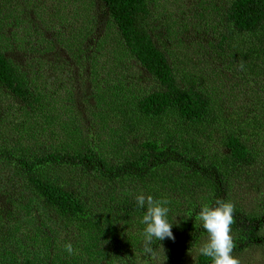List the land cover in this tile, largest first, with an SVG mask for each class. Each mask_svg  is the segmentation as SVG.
<instances>
[{"label":"trees","instance_id":"obj_1","mask_svg":"<svg viewBox=\"0 0 264 264\" xmlns=\"http://www.w3.org/2000/svg\"><path fill=\"white\" fill-rule=\"evenodd\" d=\"M89 2L85 7L92 3L98 7L93 18L104 12L119 35L122 47L119 59H114L116 68L132 64L149 80V87L141 88L137 83L123 85L119 79L110 83L107 104L121 129L120 135L114 133L117 148L113 159L116 161L110 163L104 152L93 150L88 144L84 149L74 150L70 146L73 140L57 150L34 153L13 147L11 143L16 137H10L7 130L8 137L1 133L6 119L23 114L24 110H38L41 98L33 80L3 49L2 44L7 43L3 26L10 19L8 7L13 3L12 0H0V20L5 18L0 26V109L3 111L0 115V163L5 167L13 165L46 209L65 222L81 224L88 233L95 235L90 239L94 248H104L110 255L123 258V264L124 261L129 264V260L131 264H143L144 261L137 260L135 255L139 252V234L143 228L135 198L115 195L107 188L96 194L98 201L87 199L81 195L77 176L105 180L106 184H121L127 178L145 182L160 166H168L173 172L178 170L175 181L185 191L189 209L179 224L174 225L175 239H169L168 251L158 249V252L164 256V264H183L189 250L207 234L196 219L200 206L215 204L218 200L232 201V179L237 172L244 171L247 177L248 171L258 172L253 167L257 160L256 149L250 143L253 131H248L260 127L254 123L253 127L245 129L219 119L220 114L214 109V101L205 88L192 75L183 73L179 78V71L167 53L149 34L155 0ZM221 9L228 35L222 37L219 51L226 52L225 46L232 39L229 37L235 36L246 47L244 57H252L264 65V0H230ZM73 44L79 54L86 51L77 37ZM100 44L96 42L97 46ZM209 125L221 134L217 162H211L206 151H201L202 135ZM135 131L141 137L132 136ZM121 144L126 148L119 147ZM0 169H3L1 165ZM52 176L59 179H52ZM15 195L21 197V191ZM15 200L7 187L0 186V264H25L24 254L29 247L43 251L40 264H67L65 245H56L45 232L41 234L42 230H48L44 223L36 220L16 225L4 223L11 220L5 219L6 216L17 217L21 212ZM104 200L106 204H101ZM22 209L23 215L30 214L28 205ZM31 223L37 226L25 230ZM231 227L235 257L241 256L246 249L264 248V203L258 210L249 212L235 205ZM35 230L40 234L31 236ZM126 230L124 235H119L118 232ZM14 236L19 237V243ZM3 238L7 241L1 243ZM195 264H208V261L198 254Z\"/></svg>","mask_w":264,"mask_h":264},{"label":"rangeland","instance_id":"obj_2","mask_svg":"<svg viewBox=\"0 0 264 264\" xmlns=\"http://www.w3.org/2000/svg\"><path fill=\"white\" fill-rule=\"evenodd\" d=\"M89 1L12 0V6L8 7L10 19L3 26L7 39V43L2 44L3 49L33 80L41 98L38 110H24L23 114L2 123L1 133L16 137L11 143L13 147L35 153L60 149L64 143L73 140L70 146L74 150L84 149L88 144L93 150L104 152L110 163L116 161L113 159L117 148L114 133L120 135L121 129L107 104L110 83L119 79L123 85L137 83L141 88L149 87V80L132 64L116 68L114 59H119L122 47L119 35L104 12L93 18L98 7L94 3L85 7ZM229 1L155 0L153 21L148 30L155 44L167 53L179 71V78L183 73L192 75L209 93L214 109L220 114L219 119L245 129L253 127L254 123L260 127L248 131H253L250 143L256 149L257 160L253 167L258 172L248 171L247 177L244 171H238L232 179V202L249 212L258 210L264 203V65L252 57L246 59V47L235 36L229 37L232 39L225 46L226 52L219 51L218 45L227 34L221 7ZM4 20H0V26ZM75 37L85 47L83 54H79L73 44ZM96 42L101 44L97 46ZM2 113L0 109V115ZM216 131L209 125L202 135L201 151H206L211 162L220 158L217 153L221 149V134ZM135 132L132 136L141 137L138 131ZM119 147L126 148L122 144ZM0 165L3 167L0 169V186L11 191L16 199L14 203L21 211L17 217L6 216L5 219H11L4 221L6 225L33 220L44 223L48 230H42L41 234L45 232V236L54 239L56 245H65V249L71 243L73 251L66 250L67 264H123V258L110 255L104 248H94L90 239L95 235L88 233L81 224L65 222L46 209L13 165ZM177 171L160 166L145 182L127 178L121 184H106L105 180L80 175L77 179H80L81 195L90 200L98 201L96 194L107 188L115 195L134 198L140 192L166 197L171 201L170 220L177 225L189 209L185 203L186 193L175 181ZM51 178L59 179L58 176ZM17 191H21V197L16 198ZM106 200L101 204H106ZM25 205L30 210L27 216L23 215ZM35 226L28 224L25 230ZM128 230L118 233L124 235ZM34 234L40 232L35 230L31 236ZM206 238L207 234L196 245ZM13 239L19 243L18 236ZM5 241V238L1 239V243ZM161 243L168 251L169 239ZM24 255L25 264H40L43 251L29 247ZM135 255L138 257L139 252ZM197 256L194 246L185 255L183 264H195ZM236 258L240 264H264V248L246 249ZM139 259L142 261L144 257ZM164 259L160 255L149 264H164Z\"/></svg>","mask_w":264,"mask_h":264},{"label":"clouds","instance_id":"obj_3","mask_svg":"<svg viewBox=\"0 0 264 264\" xmlns=\"http://www.w3.org/2000/svg\"><path fill=\"white\" fill-rule=\"evenodd\" d=\"M136 209L141 213L139 222L143 225L139 234V257H144L143 264L157 260L162 249V241L174 240V224L170 220L171 201L166 197H155L143 192L135 196ZM235 205L232 201L218 200L215 204H202L196 219L207 233L206 240L198 245V254L208 261V264H240L233 255L235 247L232 224L234 223ZM71 253V243L66 245ZM131 264V260H129Z\"/></svg>","mask_w":264,"mask_h":264}]
</instances>
